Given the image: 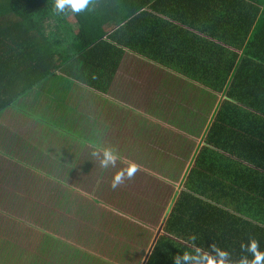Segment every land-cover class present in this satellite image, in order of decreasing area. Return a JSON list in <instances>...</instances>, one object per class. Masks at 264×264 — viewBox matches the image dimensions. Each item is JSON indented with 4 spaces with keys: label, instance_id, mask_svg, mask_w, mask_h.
I'll use <instances>...</instances> for the list:
<instances>
[{
    "label": "trees",
    "instance_id": "1",
    "mask_svg": "<svg viewBox=\"0 0 264 264\" xmlns=\"http://www.w3.org/2000/svg\"><path fill=\"white\" fill-rule=\"evenodd\" d=\"M52 5L53 0H0V117L15 113L8 115L13 122L32 117L70 134L18 100L36 87L41 90L55 72L65 79L60 83L69 81L106 98L125 51L192 80L217 96L212 121L219 130L209 129L187 164L162 217V232L144 245L140 264H174L175 255L190 250L193 235L197 246L210 250L215 245L233 260L250 237L264 251V0H95L92 11L76 15H54ZM236 92L253 101L237 105L243 112L225 99ZM49 131L44 125L39 129L47 143L57 146L53 158L64 166L62 158L76 147H65V137H51ZM15 133L3 134L0 159L26 164L4 144L17 143ZM74 170H61L60 183ZM37 232L35 249L51 253L49 259L27 256L16 244H1L0 237V264H119L50 232Z\"/></svg>",
    "mask_w": 264,
    "mask_h": 264
},
{
    "label": "rangeland",
    "instance_id": "2",
    "mask_svg": "<svg viewBox=\"0 0 264 264\" xmlns=\"http://www.w3.org/2000/svg\"><path fill=\"white\" fill-rule=\"evenodd\" d=\"M141 64L125 57L122 66L127 69L122 71L127 80L114 79L106 98L79 87L70 90L73 84L69 82L46 80L41 90L36 87L18 100L33 115L53 119L54 125L65 126L70 134L32 117H15V122L8 115L0 118V143L6 131L16 132L17 143L4 144L26 163L17 165L3 155L7 161L0 159L1 244L7 240L27 256L49 259L51 253L40 254L35 246L37 231L50 232L119 264H140L142 248L152 239L193 146L202 140L198 135L205 126V111L215 103L211 98H191L186 82ZM107 112L106 121L93 120L91 130L87 128L92 113L101 117ZM42 125L50 129L51 137L64 136L65 147L79 150L68 149L69 155L62 158L66 165L53 158L57 146L44 140L43 131L39 133ZM77 134L86 139L84 143ZM89 140L114 146L123 162L116 168L101 169L90 156ZM128 160L141 170L113 190L112 177ZM67 167L75 170L60 183L61 170ZM46 173L59 182L46 180ZM24 207L27 213H23Z\"/></svg>",
    "mask_w": 264,
    "mask_h": 264
},
{
    "label": "clouds",
    "instance_id": "3",
    "mask_svg": "<svg viewBox=\"0 0 264 264\" xmlns=\"http://www.w3.org/2000/svg\"><path fill=\"white\" fill-rule=\"evenodd\" d=\"M94 6L95 0H53L52 12L54 15L84 14L92 11ZM88 146L92 149L90 156L105 171L116 168L118 162H123L122 156L114 146L99 143H90ZM140 170L139 164L128 160L126 166L114 173L110 187L115 190L126 181L133 180ZM188 247L190 250L172 258L174 264H264V251L260 250L259 241L254 237H250L247 243L240 244L241 255L236 260L232 259L230 252L215 245H210V250L197 246L194 235L189 237Z\"/></svg>",
    "mask_w": 264,
    "mask_h": 264
},
{
    "label": "crops",
    "instance_id": "4",
    "mask_svg": "<svg viewBox=\"0 0 264 264\" xmlns=\"http://www.w3.org/2000/svg\"><path fill=\"white\" fill-rule=\"evenodd\" d=\"M226 48V47H225ZM236 52H239V50H236ZM125 57H131L133 60H136L137 62H140V63H142L141 65H143V66H149V67H152V68H154V69H156V70H158V71H161V72H163V71H166V72H168V73H170L171 74V76H172V78L174 79V80H182V81H184V82H186L187 83V91H188V93L190 94V96H191V98H193V99H195V100H199V99H206V98H211V99H214L215 100V103H213V104H211L210 106H208L207 107V109H206V113H207V115H206V118H205V120H204V123H205V126H204V128H203V124L201 125V127H200V129H202V131H199V135L198 136H200V137H202V140H200L199 141V143L197 144H195L194 146H193V148H192V150H191V153H190V155H189V161L186 163V165H185V168H186V166H187V164L189 163V165L191 164V162H192V159H193V157L195 156V154H196V151H197V149H200L204 144H205V138H206V135H207V133H208V131H209V129L211 128L212 130H216V131H218L219 130V127L212 121V116H213V114L214 113H216L217 112V110H218V108H219V106L217 107V105H216V102H217V96L216 95H213V94H210L206 89H204V88H202V87H200V86H198V85H196L195 83H193L192 82V80H185V79H183V78H180V77H178V76H176L175 74H173L172 72H170V71H167V70H165L164 68H162V67H159V66H157V65H155V64H153V63H150V62H148V61H146V60H144V59H140L139 57L137 58V56H134V55H132V54H129V53H127L126 51L124 52V54L121 56V59L119 60V62H118V65H117V68H116V70H115V74L113 75V78H112V80H114V79H119V80H127V73H125V72H123L122 71V69H124V68H126L127 69V66H122V60L125 58ZM58 72H55V73H53V74H51V76H49L48 77V79H46V80H65V79H63V78H61L60 76V74H57ZM69 80V79H68ZM135 81V80H134ZM69 82V81H68ZM68 82H67V84H68ZM219 82H220V84L222 83L220 80H219ZM200 83V82H199ZM200 84H203V83H200ZM222 84H226V82H223ZM68 86V85H67ZM77 86V84H73L71 87H68L70 90H72V88L73 87H76ZM83 89V88H82ZM92 92V91H91ZM240 92H236V95H233L232 97H229V98H225L228 102H230V103H234L236 106H235V110L236 111H238V112H243V110L242 109H240L237 105L238 104H240V103H250V102H253V101H250V100H248L247 98H241V97H239V96H237L238 94H239ZM218 94V96L220 97V93H217ZM258 106H259V104H258ZM6 113V112H5ZM7 115H11V113L10 114H8V113H6ZM262 115V114H261ZM79 116H81L80 114H79ZM126 117H127V114L125 115ZM264 116V115H263ZM99 118V119H101V117H100V114H95V113H92L91 114V116H90V118H91V121L93 122V120H95L96 118ZM1 118V117H0ZM108 118V112L106 113V114H104L103 115V118L101 119V121L102 120H105L106 121V119ZM203 121V120H202ZM225 127V126H224ZM2 137H3V135H2ZM2 140H4L3 138H2ZM185 168L183 169V171L181 172V174H180V180L182 179V174H183V172H185ZM154 177H156V180L157 181H159V182H161V183H165L166 181H164L162 178H160V177H158V176H154ZM180 180H178V182L176 183V185L173 187V190H172V193H171V196H170V198H169V200L171 201V199H172V197H173V194H174V192L177 190V189H179V182H180ZM169 205H170V202H169ZM169 205L167 206V207H165V212H163V215L166 213V211L168 210V208H169ZM163 215L161 216V218H160V220H159V223H158V225L155 227L156 228V230H155V232H154V234H153V237H152V239H151V241L152 242H155L156 241V238L158 237V235L162 232V230H161V225H162V217H163ZM79 245V244H78ZM81 246V245H80ZM82 247V246H81Z\"/></svg>",
    "mask_w": 264,
    "mask_h": 264
}]
</instances>
